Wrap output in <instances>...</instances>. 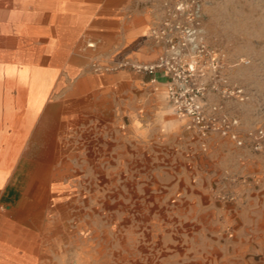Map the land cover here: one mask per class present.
<instances>
[{"label": "rangeland", "instance_id": "1", "mask_svg": "<svg viewBox=\"0 0 264 264\" xmlns=\"http://www.w3.org/2000/svg\"><path fill=\"white\" fill-rule=\"evenodd\" d=\"M201 3L206 40L226 52L231 81L244 90L245 100L235 103L233 109L239 119L238 132L246 139V145L239 147L232 139L219 135L202 140L187 129L188 118L172 109L166 100V86L161 84H151V91L137 84L120 86L114 94L124 105L118 100L119 106L111 109L112 122L117 115L111 129L128 131V123L136 115L143 119L139 125L157 132L161 140L169 139L177 146L199 147L205 170L202 184L209 192L204 204L220 211V224L229 232L234 226V217L229 214L234 210V202H224L218 194L221 190L235 192L238 197L251 193L253 204L243 210L244 214L250 213L243 225L249 228L245 238L255 242L264 236V184L245 188L230 178L236 175L239 179H252L250 175L264 174V154L253 150L248 137L250 131L264 130V0ZM88 29L79 28L73 40L63 39L55 48L46 38L30 44L0 39L1 78L5 67L14 64L19 68L16 78L25 66L29 68V77L33 69L56 68L60 73L61 97L86 100V96H76L82 78L89 75L104 78L121 70L137 74L118 66L124 57L117 55L116 38L95 42L88 37ZM5 49L13 50V56L1 58V50ZM55 50L59 52L55 57L41 53L51 54ZM96 66L101 70L96 71ZM179 121L182 123L178 126ZM97 126L103 129L102 124ZM83 130L79 128L80 133ZM78 158V179L71 188H64L54 202L37 200L30 204L31 210L37 212V227L60 228L57 264H182L183 240L187 238L189 225L198 221L197 212L201 208L189 202L182 188L173 189L169 185L172 173L177 170L167 160L168 156L161 159L160 155L127 154L125 169L117 154L95 156L93 163L88 155ZM178 171L183 173V168ZM203 206L202 210H209ZM4 255L13 261L25 256L15 247L0 253V264L13 262L3 260Z\"/></svg>", "mask_w": 264, "mask_h": 264}, {"label": "crops", "instance_id": "2", "mask_svg": "<svg viewBox=\"0 0 264 264\" xmlns=\"http://www.w3.org/2000/svg\"><path fill=\"white\" fill-rule=\"evenodd\" d=\"M159 3L160 0H0V39H15L19 43L27 40L30 44L46 38L55 47L63 39L73 40L77 36L75 32L86 27L88 37L95 42H110V37L116 38L120 58L152 62L161 53V46L149 37L150 28L158 18ZM1 53V58L12 57L14 51L5 49ZM41 53L55 57L59 52ZM40 71L50 80L43 88H34L29 83L20 89L18 85L0 83V127L10 124L6 120L8 108L23 118L34 105L33 95L42 93L35 104L32 126L19 148L11 154L9 165H0V253L16 247L25 254L14 261L7 254L3 260L13 261L11 264H57L60 228L37 227V212L31 210L30 204L37 200L54 202L64 188H71L78 179V156L88 155L93 163L95 156L117 154L125 169L127 154L144 153L160 155L161 159L163 155L165 159L168 156L167 160H171L177 172L183 168L181 174L172 173L169 185L173 189L182 188L189 202L200 205L198 221L189 225L187 238L183 240L182 264H264V236L255 242L245 238L249 228L243 225V220L250 213L245 212V215L243 210L253 204L252 194L243 193L234 202L233 212L229 211L234 217L233 230L225 232L219 221L220 211L212 210L210 204L205 205L209 192L202 184L205 170L199 147L177 146L169 139L161 140L157 132L142 128L139 124L143 119L136 115L131 117L128 131L111 129L117 115L112 122L110 112L118 105L120 98L114 93L120 86L137 84L151 91V84L166 86L163 73L133 76L134 73L121 70L104 78L86 76L79 80L76 90V96H86L84 100L61 97L60 73L56 68ZM19 91L23 96L21 107ZM119 102L124 105L123 100ZM97 123L102 124L103 129ZM181 123L179 121L178 126ZM79 128L88 131L80 133ZM12 130L8 126V134ZM2 146L4 143H0V149ZM249 177L252 179H239V184L245 188L264 184L263 173ZM202 204L209 210H202Z\"/></svg>", "mask_w": 264, "mask_h": 264}, {"label": "built area", "instance_id": "3", "mask_svg": "<svg viewBox=\"0 0 264 264\" xmlns=\"http://www.w3.org/2000/svg\"><path fill=\"white\" fill-rule=\"evenodd\" d=\"M201 1L160 0L158 18L149 34L161 46L158 58L152 62L123 58L117 64L141 74L163 73L168 101L175 112L188 118V129L202 140L219 135L244 147L246 139L238 132L239 119L233 109L245 100L244 90L231 81L226 52L206 40ZM248 135L253 150L264 154V130ZM230 180L237 182L239 177ZM218 197L224 202L239 198L228 190H221Z\"/></svg>", "mask_w": 264, "mask_h": 264}, {"label": "bare ground", "instance_id": "4", "mask_svg": "<svg viewBox=\"0 0 264 264\" xmlns=\"http://www.w3.org/2000/svg\"><path fill=\"white\" fill-rule=\"evenodd\" d=\"M26 44H27V40H26ZM5 68L6 69L4 70L5 71L4 76L1 78V75H0V83H4L7 86L18 85L21 89V88H24L25 85L30 83L34 88H43V86H45L48 82V78H47L46 74H43L39 69L38 70L33 69V74L31 77H29L27 74L29 68L27 66H25L24 68H22L20 76L18 78H16L15 72L17 71V69H19L17 64H14L13 66H6ZM19 92H20L21 96L19 97L18 102H19V106L21 107L23 96H22V92L21 91H19ZM40 94H42V93L39 91L38 93H35L33 95L34 99H33L32 103L34 105L31 106L27 115H25V117H23V118L16 116L14 114L13 110H11V108L7 109L6 120L9 121L10 124L7 125L6 123H4L0 127V143H4V147L2 146L3 149H0V165L1 166L7 167L9 165V163L12 159L11 154L14 153L16 151V149L19 148L18 147L19 144L23 140L24 136L26 135V133L28 132L30 127L32 126V117H33L32 114H33L34 109L36 107L35 104L38 102V100L41 97ZM8 126H11L13 129L10 134H8V132H7ZM1 178H2V175L0 174V179ZM43 180H44V177H43ZM2 210H4V209H2Z\"/></svg>", "mask_w": 264, "mask_h": 264}]
</instances>
